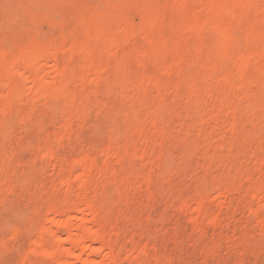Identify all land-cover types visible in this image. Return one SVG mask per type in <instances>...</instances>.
<instances>
[{"label": "rangeland", "instance_id": "obj_1", "mask_svg": "<svg viewBox=\"0 0 264 264\" xmlns=\"http://www.w3.org/2000/svg\"><path fill=\"white\" fill-rule=\"evenodd\" d=\"M83 219L96 264H264V0H0V264Z\"/></svg>", "mask_w": 264, "mask_h": 264}, {"label": "bare ground", "instance_id": "obj_2", "mask_svg": "<svg viewBox=\"0 0 264 264\" xmlns=\"http://www.w3.org/2000/svg\"><path fill=\"white\" fill-rule=\"evenodd\" d=\"M186 2V1H185ZM245 4V3H244ZM181 6V5H180ZM234 6V5H233ZM220 9V8H219ZM219 12V11H218ZM220 14H223L225 15L227 12L224 11V10H220L219 12ZM226 16V15H225ZM227 17V16H226ZM218 21V20H217ZM216 20H213V21H210L211 25H210V30H212V28L214 29L215 27V30L218 29L220 27V25L218 24ZM220 21V20H219ZM222 24V23H221ZM198 26V25H197ZM209 26V25H207ZM212 26V27H211ZM145 27V26H144ZM194 28V27H193ZM197 29V28H195ZM214 30V31H215ZM213 31V30H212ZM224 40V39H223ZM221 44V43H220ZM222 45V44H221ZM221 49V48H220ZM37 53V52H36ZM35 53V54H36ZM77 53V52H76ZM54 54V53H53ZM32 55V54H31ZM29 55V57H24L23 60H21V65L23 66V69H26L28 70L27 68L29 67H35L36 68V65L39 63V61H41L42 57L39 59V57H34V56H31ZM38 55V54H37ZM31 56V57H30ZM45 56V55H44ZM49 56V55H48ZM47 56V58H48ZM50 57V56H49ZM52 57V56H51ZM45 58V57H44ZM43 58V59H44ZM46 59V58H45ZM44 59V60H45ZM50 59V58H49ZM84 59V58H83ZM54 60V58H53ZM18 62V60H17ZM51 62L53 63L52 61V58H51ZM20 64V63H19ZM34 64H36L35 66H33ZM55 64V60H54V63ZM11 70V69H10ZM13 71V70H12ZM12 71L11 72H7L8 73V76H13V75H9L10 73L12 74ZM33 72H34V69H33ZM32 73V72H31ZM54 73V72H53ZM6 74V73H5ZM14 74V73H13ZM7 77V76H6ZM9 78V77H8ZM12 78V77H11ZM56 78V77H55ZM58 78V77H57ZM11 81V80H10ZM14 81V80H13ZM45 81V80H44ZM43 81V82H44ZM7 83V82H6ZM11 83V82H10ZM41 83V81L39 82ZM44 84V83H43ZM14 85V83H13ZM41 85V84H39ZM45 86V85H44ZM8 88V87H7ZM40 88V86H39ZM19 89V88H18ZM37 89V88H36ZM39 90V89H38ZM36 96V95H35ZM89 213V212H88ZM85 216V215H84ZM91 220L93 219L92 216H90ZM89 219V218H88ZM75 220V218H74ZM73 220V221H74ZM90 220V221H91ZM78 221V220H77ZM75 222V221H74ZM72 222V223H74ZM78 224V223H77ZM49 226L50 228H53L55 231H58L57 229H59V231L61 229H63L68 237H69V234L72 232V231H79L80 235L75 238V239H65L63 241H58V242H62V243H65L67 245H69V248L68 249H64L62 251V255L58 256V253H57V250H55V248L53 246L45 249V245L42 241H40L36 247L37 248H41L43 249V252H44V255L45 257L51 261L53 264H66V261L67 260H76L78 261L80 264H96L92 259L91 257V254H93L95 252V249L92 248V245L97 241V239L99 238V231H93L91 230V227H90V222L89 220H86L84 221H81L79 222L78 225H72L70 223H65V224H53L52 222L49 223ZM48 236L50 237H53L54 234L53 233H49ZM100 239V238H99ZM59 245V243H58ZM59 251V250H58ZM76 251H79V255H75V252ZM97 252V251H96ZM82 255H86V258L84 260H81L80 257ZM109 257V256H108ZM105 262V261H104ZM103 262V264H104ZM105 264H114V262L111 260V259H107L106 260V263Z\"/></svg>", "mask_w": 264, "mask_h": 264}]
</instances>
